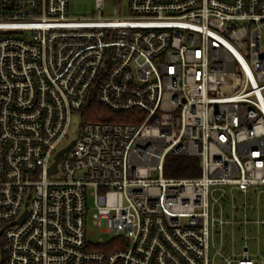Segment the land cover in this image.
<instances>
[{
    "label": "built area",
    "instance_id": "1",
    "mask_svg": "<svg viewBox=\"0 0 264 264\" xmlns=\"http://www.w3.org/2000/svg\"><path fill=\"white\" fill-rule=\"evenodd\" d=\"M103 5L0 0V264H264V0ZM97 80L129 121L81 119L51 173ZM169 155L200 175L165 176Z\"/></svg>",
    "mask_w": 264,
    "mask_h": 264
},
{
    "label": "rangeland",
    "instance_id": "2",
    "mask_svg": "<svg viewBox=\"0 0 264 264\" xmlns=\"http://www.w3.org/2000/svg\"><path fill=\"white\" fill-rule=\"evenodd\" d=\"M96 14V0H69V15L73 17H83L93 16ZM126 14H128V0H121L120 4H118L117 0H104L103 16L113 18ZM81 119L82 117L80 113H76L72 116L71 127L69 130V140L77 137ZM251 201H253L252 197ZM88 208L89 212L87 214L86 223L87 239L93 243H96L99 239H103L106 243L101 245L100 248L113 249L115 245L121 241V238L112 233L103 231L101 227L93 223L92 216L94 213V202L93 197L91 196L88 197ZM249 214L252 216L251 209L249 210ZM250 233L254 234V236L257 235V231L252 226H250ZM240 245H242V243L239 244V246ZM249 246L252 255L257 253L258 249H261V252L264 253V226L260 229L259 240L250 241ZM210 254H212V252Z\"/></svg>",
    "mask_w": 264,
    "mask_h": 264
},
{
    "label": "trees",
    "instance_id": "3",
    "mask_svg": "<svg viewBox=\"0 0 264 264\" xmlns=\"http://www.w3.org/2000/svg\"><path fill=\"white\" fill-rule=\"evenodd\" d=\"M120 4L121 0H117ZM96 81L90 91L87 104L81 111V117L87 121H129L130 114L113 113L97 100ZM201 161L199 157L187 155H169L165 160L164 175L174 178H193L200 175Z\"/></svg>",
    "mask_w": 264,
    "mask_h": 264
},
{
    "label": "water",
    "instance_id": "4",
    "mask_svg": "<svg viewBox=\"0 0 264 264\" xmlns=\"http://www.w3.org/2000/svg\"><path fill=\"white\" fill-rule=\"evenodd\" d=\"M75 143V139L71 140L66 146H64L63 148H61L56 156H55V161L53 162L52 166L50 167V172L51 173H55L58 170V162L61 158V156L63 155V153H65L67 150H69Z\"/></svg>",
    "mask_w": 264,
    "mask_h": 264
}]
</instances>
